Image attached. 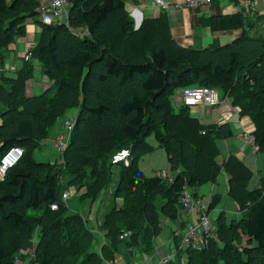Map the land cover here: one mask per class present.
<instances>
[{
	"label": "trees",
	"instance_id": "16d2710c",
	"mask_svg": "<svg viewBox=\"0 0 264 264\" xmlns=\"http://www.w3.org/2000/svg\"><path fill=\"white\" fill-rule=\"evenodd\" d=\"M69 3L67 27L43 24L37 0H0V56L25 35L27 20L39 28L30 60L13 77L0 74V158L12 147L23 150L0 178V264L15 258L25 264H116L120 251L149 255L159 245L162 219L184 227L183 191L200 199L196 190L216 184L223 173L237 215L228 220L220 210L217 240L206 238L201 251L179 250L181 236L173 230L166 264L185 252L184 264H264V174L249 190L253 174L242 161L234 155L216 160L217 139L233 138L229 123L202 124L191 107L174 101L188 87L222 94L253 125L241 138L264 161V37L243 32L224 46L184 48L172 39L164 14L134 29L126 0ZM242 22L241 15L210 19L216 31L240 29ZM70 29L88 35L75 37ZM34 65L51 85L27 97ZM72 109L77 112L61 162L36 160L50 129ZM155 148L165 152L171 181L145 177L139 168ZM121 150L129 151L128 164L115 165L119 178L110 199L95 208L111 179V158ZM70 187L84 190L73 205L67 203L72 196L62 200ZM219 202L216 195L208 212Z\"/></svg>",
	"mask_w": 264,
	"mask_h": 264
},
{
	"label": "crops",
	"instance_id": "0c3cea01",
	"mask_svg": "<svg viewBox=\"0 0 264 264\" xmlns=\"http://www.w3.org/2000/svg\"><path fill=\"white\" fill-rule=\"evenodd\" d=\"M164 1L166 6L158 7L154 4L153 0H126V9L134 21V24L138 25V28L144 19H156L160 15L164 14L169 23V31L172 39L177 45L184 48L189 47L194 49H202L207 47L215 48L224 46L238 38L243 32L247 33L249 36L264 37V26L260 20L264 17V0H210L207 5L199 6L194 9L188 8L184 0ZM232 15H241V19L243 21L242 28L236 30L217 31L211 28V18H220ZM38 32V26L34 24L32 20H27L25 24V35L21 38H17L13 43L9 44L7 46L6 52L0 56L2 57V60L0 61V74L7 77L15 76V73L20 70L24 64L23 56L26 49L35 46ZM30 85L32 86L31 88H29ZM50 85L51 82L37 71L32 81H26L25 93L27 96L30 93V96L39 95L49 88ZM220 97V103L224 102L222 99V94H220ZM176 98L174 101L178 99ZM228 103H230L229 100ZM223 104L224 107H222V110H225L224 112L227 116L230 114V108L229 105H225L226 103ZM232 108L233 107L231 106V109ZM194 110L195 114L192 112V115L196 117L202 124L221 125L224 123L219 119L220 113H218V105L211 108L198 105L197 107H194ZM202 112H204L203 117ZM226 122H228L231 127L233 138L225 141L223 140V142L226 143L227 141H233H231V143L228 145L230 149L227 150V155H225L223 159L218 160V164H221L222 161L229 155H234L240 161H242L246 167L253 171L254 165L259 163V161L255 159V157L258 155L254 151L252 145L241 138L242 133H247L252 130L251 122L247 118L239 117V114L237 115L235 113L232 115L230 114ZM151 144L156 145L155 142L154 144ZM231 148L233 149L232 151ZM246 150L249 152V154L246 152ZM260 162L264 164L263 159H260ZM256 167L257 169H260L259 165H256ZM258 172L260 171L258 170ZM223 178V175H221L216 181V184L205 185L207 188L205 189L204 193L199 194V190L197 189L196 192L198 196L196 197L204 199L212 190L215 196L217 195L220 197L221 202V195L218 194L219 188H217L216 185L220 184L223 186ZM223 190L227 196V188L223 189L222 187V192ZM231 203L232 208H229L228 210H225L227 208L222 209L225 211L226 218L228 220L237 215V207L233 201H231ZM226 204L227 203L225 200L223 205L226 207ZM182 220L185 221L184 218ZM93 229L102 238L103 233H99L95 225L92 224V230ZM169 251L171 250L169 249L168 252ZM123 256H125V258ZM142 258L146 260V264L151 262L150 254L142 255ZM134 260L135 259L132 258L131 255L125 252L122 253V251H120V253L115 256L116 264H136ZM151 264H156V262L153 260Z\"/></svg>",
	"mask_w": 264,
	"mask_h": 264
},
{
	"label": "built area",
	"instance_id": "2783aa9c",
	"mask_svg": "<svg viewBox=\"0 0 264 264\" xmlns=\"http://www.w3.org/2000/svg\"><path fill=\"white\" fill-rule=\"evenodd\" d=\"M39 14V19L43 24L47 25H64L68 27V9L71 5L67 0H37ZM154 4L158 7H165L166 3L164 0H153ZM188 8H197L199 6L207 5L210 0H184ZM262 25L264 26V17L261 20ZM71 33L75 37L82 38L88 35L86 29H70ZM33 47L26 49L23 59L28 61L31 58V51ZM181 97L186 99L193 106L204 105L206 107H212L213 105H221L227 103V99L220 104L218 99V93L214 89L203 88V87H188L180 91L179 94ZM237 113H239V108ZM221 115V114H220ZM219 115V116H220ZM230 114L226 116L223 111V115L220 116V121L226 122ZM74 118V117H73ZM70 118L65 121L64 129L65 132L57 137L54 141V148L57 154H62L66 149V132H70L74 125V119ZM248 134V133H246ZM245 134V135H246ZM249 137V138H247ZM248 142L253 141L251 136H247ZM23 150L19 147H12L0 158V178L3 177L5 172L13 167L21 158ZM129 151L122 150L117 152L111 158V163L117 165L119 163L128 164ZM158 178L171 181L172 177L170 173L166 171H159L156 173ZM69 196H71L70 190L62 194V200L66 201ZM182 206V214L191 218L194 215L196 216L194 223H187L182 231H175L174 233L178 236H181L179 243V250H193L201 251L206 245V238L214 237L215 231V219L211 218V212H208V204H204L200 199L192 197L187 191H183L182 197L180 199ZM53 210L57 209V205L54 204L51 206ZM214 219V221L212 220ZM170 260L169 257H163L161 259V264H166ZM14 264H25L19 258H15Z\"/></svg>",
	"mask_w": 264,
	"mask_h": 264
},
{
	"label": "rangeland",
	"instance_id": "374dc122",
	"mask_svg": "<svg viewBox=\"0 0 264 264\" xmlns=\"http://www.w3.org/2000/svg\"><path fill=\"white\" fill-rule=\"evenodd\" d=\"M67 1H69V0H67ZM134 29H135V24H134ZM34 67H35V70H34V73H33V77H34V75L36 74L37 71L40 73V69L37 66H35V65H34ZM33 77H31L29 80L32 81ZM45 84H46V82H45ZM31 87L32 86L30 85L29 88H31ZM25 91H26V88H25ZM30 95H31V93L28 96L27 95L26 96L27 97H32ZM177 98H176L177 100L175 102L183 104V105H185L187 107H191L192 108V112H194V114H195V110H194V106L193 105H191L189 102H187L186 99H184L180 95H179V97L177 96ZM216 105H213V106H216ZM225 105H229L230 114L231 115L233 113L238 115V113H237L238 109H236L238 107H233L231 109L230 103H228V102ZM222 107H224V104H222V105L218 104V113H220L221 115H223V111H225V110H222ZM239 111H240V109H239ZM76 112L77 111L73 110V109L69 110V111H67L65 113L64 116H62L61 118H59L57 120L55 125L50 129V131L48 133L47 140L35 152L36 160L43 161V160H46L45 157H47V159H49V160H52V161L53 160H55V161L58 160L59 163L61 162L62 156L60 154L56 153V150H55L53 144H54V141L57 139V137L65 132V129H64L65 121L69 120L70 118L75 117ZM203 113L204 112H202V117H203ZM220 116H219V119H220ZM70 132H66L67 133L66 141H65L66 145H67V140H68V138L70 136L69 135ZM153 141H154L153 139L150 140V142L154 144L155 141L154 142ZM231 141H233V140H231ZM231 141H227L225 143V142H223V140L217 139V145H218L219 154H220L219 157L217 158V161L223 159L224 156L227 155V150L230 149L228 147V145H229V143H231ZM46 148H47V151H45ZM232 150L233 149L231 148V151ZM246 152H247V150H246ZM247 153L249 154V152H247ZM115 154H113V155H115ZM257 155L258 156L255 157V159H257L259 161V163H257L256 165H259L260 169H257L256 165H254V167H253L254 169H253V171H251V173L253 174V177H252V179H251V181H250V183L248 185V189L249 190H251V189H253V188H255L257 186L258 177L260 175H263V173H264V164L262 162H260V159H263V156H262V154H257ZM139 168L142 170V172L144 173L145 177H154L156 172H158L159 170H161V171L163 170V171H166V172L170 173L169 170H168V164H167V159H166L165 152L161 148H156L155 150H153V152H151L150 154L144 156L139 161ZM119 170H120L119 166H115V165L112 164L110 182L105 187L106 189L102 190V195L98 198V200L96 202L97 204L95 205L96 206L95 208H97V205H99L100 202L104 201V203H105L107 199H110L109 195H110L111 192H113V189L115 188L116 182L118 181V178H119ZM258 170L260 172H258ZM222 175L225 178V179L223 178V181H224L223 186L220 185V184L216 185L217 188H219V193L218 194L221 195V202H220L218 208L215 209V211L211 212V218H214V219L217 218V216L219 214L218 212L220 210L225 209V208H227L225 210H228L229 208H232V203L229 200V198L226 196L225 191L223 190V192H222V187H223V189L227 188V176H226L225 173H223ZM206 188H207L206 186L200 187L198 189L199 190L198 193L199 194L204 193ZM70 192H71V196L72 197L67 201V203L69 205H73V204L76 203L78 196L81 193H83L84 190H81L80 192H76L73 187H70ZM214 197H215V194L211 190L208 193V195L204 199H200V201H202L204 204L207 205V204H209L212 201V199ZM225 200H226V203H227L226 207H225V205H223ZM121 203H122L121 200L118 199L117 200V206H120ZM93 216H94V213H92V216H90V217H93ZM196 216L197 215H194L191 218H187V217L184 218L185 219L184 227L186 226L187 223H194L195 219H196ZM214 219H212V220L214 221ZM160 223H161V231H160L159 236L156 239L159 242V245L156 247V249L152 250L151 253H150V257L152 258V259L150 258L151 262L154 260L156 262V264H161V259L163 257H170L169 256L170 253L168 255V250L171 247L169 238H171L172 231L176 230V231L180 232L184 228V227L183 228H179V221L172 223V222H170V221H168L166 219H162V221ZM215 226H216V224H215ZM89 227L92 229V224H89ZM178 241H179V238H178ZM168 245H169V247H168ZM130 254H131V257L135 259L134 262H136V264H146V260L143 259L141 255H139L137 253L134 254V252L132 250H131ZM186 257H187L186 252L184 253L183 256H180V257L179 256H175V260H174L173 264H178V262H180V264H184L186 262ZM151 262H149V263L151 264Z\"/></svg>",
	"mask_w": 264,
	"mask_h": 264
},
{
	"label": "water",
	"instance_id": "95a60500",
	"mask_svg": "<svg viewBox=\"0 0 264 264\" xmlns=\"http://www.w3.org/2000/svg\"><path fill=\"white\" fill-rule=\"evenodd\" d=\"M138 28V25L137 24H135V29H137Z\"/></svg>",
	"mask_w": 264,
	"mask_h": 264
}]
</instances>
